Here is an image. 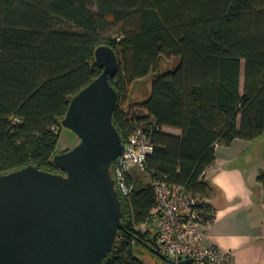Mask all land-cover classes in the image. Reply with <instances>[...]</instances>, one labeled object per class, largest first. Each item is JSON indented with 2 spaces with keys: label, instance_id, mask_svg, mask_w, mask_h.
Listing matches in <instances>:
<instances>
[{
  "label": "trees",
  "instance_id": "trees-1",
  "mask_svg": "<svg viewBox=\"0 0 264 264\" xmlns=\"http://www.w3.org/2000/svg\"><path fill=\"white\" fill-rule=\"evenodd\" d=\"M101 46L117 57L115 128L125 141L143 125L153 146L143 172L150 183L132 173V193L119 196L122 229L102 264H147L138 248L167 264L154 253L156 228L141 229L155 222L153 182L199 197L211 223L215 189L204 174L216 147L264 135V0H0V175L28 166L60 173L61 123L71 99L102 73ZM162 56L180 62L153 80L140 114L125 112L128 86ZM257 182L264 190V167Z\"/></svg>",
  "mask_w": 264,
  "mask_h": 264
},
{
  "label": "water",
  "instance_id": "water-1",
  "mask_svg": "<svg viewBox=\"0 0 264 264\" xmlns=\"http://www.w3.org/2000/svg\"><path fill=\"white\" fill-rule=\"evenodd\" d=\"M94 56L102 73L71 99L61 123L80 142L53 157L60 173L28 166L0 175V264H102L122 229L110 172L124 151L109 82L117 57L107 46ZM154 253L167 264H195L167 259L157 245Z\"/></svg>",
  "mask_w": 264,
  "mask_h": 264
},
{
  "label": "crops",
  "instance_id": "crops-1",
  "mask_svg": "<svg viewBox=\"0 0 264 264\" xmlns=\"http://www.w3.org/2000/svg\"><path fill=\"white\" fill-rule=\"evenodd\" d=\"M163 132L180 134L171 128ZM263 157L264 135L235 140L229 147H216L215 163L204 174L215 189L208 200L215 217L200 227L203 243L225 253L224 264H264V190L257 182Z\"/></svg>",
  "mask_w": 264,
  "mask_h": 264
},
{
  "label": "built area",
  "instance_id": "built-area-1",
  "mask_svg": "<svg viewBox=\"0 0 264 264\" xmlns=\"http://www.w3.org/2000/svg\"><path fill=\"white\" fill-rule=\"evenodd\" d=\"M122 156L110 167L114 188L127 197L133 190L132 170L145 171V162L153 150L149 129L135 127L127 135ZM156 206L152 212L156 222L157 246L167 259H191L195 264H224L226 254L214 245L203 243L202 225H208L199 213V197L180 186L161 179L153 182Z\"/></svg>",
  "mask_w": 264,
  "mask_h": 264
},
{
  "label": "rangeland",
  "instance_id": "rangeland-1",
  "mask_svg": "<svg viewBox=\"0 0 264 264\" xmlns=\"http://www.w3.org/2000/svg\"><path fill=\"white\" fill-rule=\"evenodd\" d=\"M179 62V57H160L159 64L156 70L151 71L146 77L136 80L128 86L126 97L123 99L124 111L129 112V110L132 109L133 112L140 114L141 110L137 106L148 99L151 92V85L153 80L166 72L173 71L178 66ZM79 142V138L74 132L62 126L58 134L54 156H58L72 150L78 145ZM132 173L136 174V176L140 179V181H142V183H150L148 174H145L138 170H132ZM155 224L142 226L141 229L142 231H152L156 228ZM138 250L142 253L141 258L147 264L155 263V260L150 253L146 252L142 248H138Z\"/></svg>",
  "mask_w": 264,
  "mask_h": 264
}]
</instances>
